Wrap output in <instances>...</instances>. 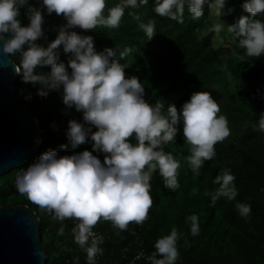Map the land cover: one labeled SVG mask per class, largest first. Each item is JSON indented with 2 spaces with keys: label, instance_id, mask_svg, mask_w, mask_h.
Returning <instances> with one entry per match:
<instances>
[{
  "label": "clouds",
  "instance_id": "obj_1",
  "mask_svg": "<svg viewBox=\"0 0 264 264\" xmlns=\"http://www.w3.org/2000/svg\"><path fill=\"white\" fill-rule=\"evenodd\" d=\"M148 3L149 0H119L108 7L107 0H42L49 15L62 14L66 20L57 37L44 46L38 43L45 36L42 9L30 5L29 0H0V41L4 53L11 57L19 54L16 74L25 83L39 84L37 94L41 97L51 90L62 91L63 103L83 114V122L69 121L68 140L73 146L92 143V150L72 154L44 152L18 173L16 190L47 210L53 219L76 221L72 228L74 242L87 254L88 264H95L97 254L103 252V237L93 231L99 221H110L113 228L127 230L130 223L143 224L148 218L153 204L150 179L154 172H159L166 187H180V162L172 152L165 151V146L175 139L181 123L185 144L189 146L186 159L196 177L205 162L216 156L215 145L230 135L228 120L218 115L220 106L210 93L194 92L179 111L174 104L167 110L160 102L152 104L145 99V87L138 77H126L129 65L117 59L118 51L123 58L130 48L120 51L106 47L97 51L92 35L74 30L119 28L125 9ZM226 4L227 0H154L153 11L183 23L186 8L193 20H199L205 5L217 16L231 13L234 9H226ZM25 6L28 25L19 19L20 9ZM242 7L249 15L229 24L228 32L238 38V47L245 56L260 57L264 54V20L255 17L264 13V0H244ZM138 27L147 40L156 33L152 22L140 23ZM222 27L216 24L213 30L219 34ZM61 46L69 54L67 62L60 59ZM45 66H50V70L43 71ZM253 128L264 132V113ZM94 152L103 153L104 159ZM235 179L229 169L215 176L213 183L219 188L213 193L205 192L211 195L213 206L221 197L234 200L238 196ZM235 207L242 217L251 212L250 204L237 202ZM185 219L191 234L198 235L199 217L191 214ZM63 233L61 226L58 234ZM179 239L175 227L170 234L158 238L155 251L147 257L150 264H176Z\"/></svg>",
  "mask_w": 264,
  "mask_h": 264
},
{
  "label": "trees",
  "instance_id": "obj_2",
  "mask_svg": "<svg viewBox=\"0 0 264 264\" xmlns=\"http://www.w3.org/2000/svg\"><path fill=\"white\" fill-rule=\"evenodd\" d=\"M118 2L107 0V6ZM243 2L227 0L226 9H234L221 17L227 22V29L242 15H249L242 7ZM29 4L42 9L45 36L38 43L47 46L66 20L62 14L49 15L42 0H29ZM153 7L154 0H149L147 5L125 9L119 28L83 30L77 27L74 30L92 35L97 51L106 47L120 51L130 48L123 58L118 51L117 59L129 65L125 69L126 77H138L145 87V99L152 104L160 102L165 110L174 104L179 111L194 92L210 93L220 106L218 115L228 120L230 135L215 145L216 156L205 162L196 177L186 159L189 146L185 144L181 123L175 139L165 146V151L172 152L180 162V187L177 190L166 187L159 172H154L150 179L153 204L143 224L130 223L127 230H119L113 228L110 221H99L94 227L102 233L104 242L100 245L103 252L97 254L95 264H127L138 248V241H142L151 254L155 251V241L170 234L173 227L180 234L177 244L180 256L176 264H264V132L253 128L264 113V54L255 58L245 56L244 50L238 47V38L230 32L229 36L236 39L235 44L216 47V32L209 30L211 10L207 5L199 20H193L186 8L183 23L155 14ZM255 18L264 20V13ZM19 19L23 25L30 23L27 6L20 9ZM148 22H152L156 31L151 40H147L138 27ZM68 55L61 46L60 59L67 62ZM11 58L19 63V54ZM48 70L50 66L43 68V71ZM248 84L260 85L261 89L246 92L235 89ZM16 87L15 103L39 120L41 132L31 159L0 177V207L22 204L36 212L41 220V241L48 264H88L87 254L78 251L74 242L72 228L76 221L53 219L47 210L15 187L18 173L48 150H57L60 155L92 150L91 142L73 146L67 137L69 121L83 122V114L63 103L62 91L51 90L46 97H41L37 94L41 86L25 83L20 75ZM29 94L30 99L26 98ZM94 155L104 159L103 153L94 152ZM224 169L235 175L238 196L234 200L221 197L213 206L211 195L205 192L213 193L219 188L213 181ZM237 202L250 204L251 212L247 217L239 215ZM191 214L199 217L200 232L195 236L185 219ZM61 226L64 227L62 235L58 234ZM50 232V238L60 247L57 256L45 244ZM75 257H78L77 263L73 261Z\"/></svg>",
  "mask_w": 264,
  "mask_h": 264
},
{
  "label": "water",
  "instance_id": "obj_3",
  "mask_svg": "<svg viewBox=\"0 0 264 264\" xmlns=\"http://www.w3.org/2000/svg\"><path fill=\"white\" fill-rule=\"evenodd\" d=\"M0 41V177L25 165L40 136L39 120L15 103V62ZM41 220L28 205L0 207V264H48Z\"/></svg>",
  "mask_w": 264,
  "mask_h": 264
},
{
  "label": "rangeland",
  "instance_id": "obj_4",
  "mask_svg": "<svg viewBox=\"0 0 264 264\" xmlns=\"http://www.w3.org/2000/svg\"><path fill=\"white\" fill-rule=\"evenodd\" d=\"M216 24H220L223 27L219 34L216 33L214 45L218 47L222 45L235 44L236 39L229 36L228 29H227V22L223 21L221 16H217L214 10H211L210 17H209V30H213L214 25ZM253 88L261 89V86L248 84V85H241V86L235 87V89L244 91V92L249 91ZM50 235H52V232H50L49 236L45 238V244L52 251L53 255L57 256L60 253V247H58L57 243L52 238H50Z\"/></svg>",
  "mask_w": 264,
  "mask_h": 264
},
{
  "label": "built area",
  "instance_id": "obj_5",
  "mask_svg": "<svg viewBox=\"0 0 264 264\" xmlns=\"http://www.w3.org/2000/svg\"><path fill=\"white\" fill-rule=\"evenodd\" d=\"M20 98H22V95H21ZM93 231L98 236H102L103 237L102 233L96 227L93 228ZM75 245H76L78 251H82L81 247L78 244L75 243ZM137 245H138L137 250H135V252L131 255V257H130L129 261L127 262V264H138L140 262H143L145 264H150V261L147 259V257L150 256V253L145 249L143 242L142 241H138ZM137 257H139V258H137ZM73 261H74V263H77L78 262V257H75L73 259Z\"/></svg>",
  "mask_w": 264,
  "mask_h": 264
},
{
  "label": "bare ground",
  "instance_id": "obj_6",
  "mask_svg": "<svg viewBox=\"0 0 264 264\" xmlns=\"http://www.w3.org/2000/svg\"><path fill=\"white\" fill-rule=\"evenodd\" d=\"M31 159V158H30Z\"/></svg>",
  "mask_w": 264,
  "mask_h": 264
}]
</instances>
